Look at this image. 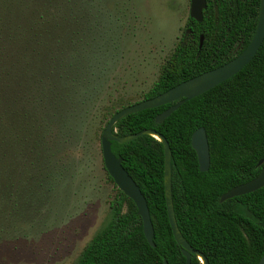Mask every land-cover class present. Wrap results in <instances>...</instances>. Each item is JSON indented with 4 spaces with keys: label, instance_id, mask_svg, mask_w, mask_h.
<instances>
[{
    "label": "trees",
    "instance_id": "1",
    "mask_svg": "<svg viewBox=\"0 0 264 264\" xmlns=\"http://www.w3.org/2000/svg\"><path fill=\"white\" fill-rule=\"evenodd\" d=\"M110 1L114 0H5L2 6L1 232L12 224L24 204L31 207L38 203L41 191L45 197L52 191L57 178L46 143L71 130L69 121L88 112L89 103L106 82L109 71L103 73L101 62L104 51L106 57L114 58L111 34H117L115 28L108 29L102 12ZM259 3L206 0L202 22L188 16L172 54L141 100L236 57L254 33ZM130 104L111 106L105 125L117 110ZM173 104L130 114L117 121L113 132L124 137L152 130L168 142L176 225L208 264H257L264 254V186L222 203L219 198L255 178L264 166V40L253 60L238 74L184 102L157 124L156 117ZM201 127L209 146L206 172L199 171L190 144L192 133ZM23 147L31 156L28 164L38 165L40 175L43 173L42 177H31L32 184L24 187L26 194L22 178H18L21 176L12 180L11 174V168H19ZM111 150L121 158L122 167L146 200L154 247L143 236L135 205L117 190L111 203L113 218L91 238L76 264H185L166 213L161 143L144 135L124 144L111 142ZM260 160L263 164L257 166ZM19 183L18 195L12 196L10 188H18ZM190 264L199 263L192 257Z\"/></svg>",
    "mask_w": 264,
    "mask_h": 264
},
{
    "label": "rangeland",
    "instance_id": "2",
    "mask_svg": "<svg viewBox=\"0 0 264 264\" xmlns=\"http://www.w3.org/2000/svg\"><path fill=\"white\" fill-rule=\"evenodd\" d=\"M4 3L0 0V14ZM189 4L190 0H114L104 4L108 29L115 28L117 33L111 34L114 58L106 57L104 51L101 62L108 77L89 103L88 112L70 120L71 130L60 139L46 143L57 181L47 197L41 191L37 204L27 208L23 202L20 214L0 231V264H76L91 238L111 221V203L118 189L102 162L100 136L105 115L119 102L141 101L157 80L181 36ZM41 151L39 148V158ZM18 157L19 168H11L12 180L20 175L26 194L24 187L32 184L31 177L43 173L40 175L38 165L28 164V149L23 147ZM19 186L10 188L12 196L18 195Z\"/></svg>",
    "mask_w": 264,
    "mask_h": 264
},
{
    "label": "water",
    "instance_id": "3",
    "mask_svg": "<svg viewBox=\"0 0 264 264\" xmlns=\"http://www.w3.org/2000/svg\"><path fill=\"white\" fill-rule=\"evenodd\" d=\"M206 9V0H190L189 18L196 22H202L203 11ZM203 37L200 36L199 47H201ZM264 40V0H260L259 13L254 33L247 46L233 59L223 65L203 72L186 81H183L169 90L163 92L150 99H144L139 102L130 104L120 110H117L107 121L100 136V149L102 162L105 171L111 178L117 189L129 198L136 207L137 215L141 219L142 233L151 247H154L152 242L154 230L149 215L146 200L142 195L139 187L134 180L122 167V160L116 157L111 150V142L119 144L128 143L138 137L147 135L161 143L163 149V191L168 222L171 228L173 239L180 248L182 256L185 258V263L190 264L191 256H196L201 264H208L206 257L197 250H194L183 238L176 225L171 190V151L168 142L159 133L152 130H143L136 134L118 137L113 132V127L122 118L130 114H134L143 110L157 108L163 105L175 103L161 112L155 119L157 124L163 122L174 111H176L184 102L191 100L201 94L215 88L219 84L238 74L246 67L255 57ZM191 148L195 152L198 169L200 172H206L209 168L210 156L209 146L204 128L195 130L190 138ZM263 160H260L257 166H261ZM264 186V166L260 168L258 175L250 181L238 185L220 198L222 203L233 197L245 195L254 192ZM166 264V262L164 261ZM257 264H264V254L261 256Z\"/></svg>",
    "mask_w": 264,
    "mask_h": 264
},
{
    "label": "flooded vegetation",
    "instance_id": "4",
    "mask_svg": "<svg viewBox=\"0 0 264 264\" xmlns=\"http://www.w3.org/2000/svg\"><path fill=\"white\" fill-rule=\"evenodd\" d=\"M192 257H194L195 259H196V261L199 263V264H201L200 262H199V260L197 259V257L196 256H191V258ZM190 262H191V260H190ZM186 264V263H185Z\"/></svg>",
    "mask_w": 264,
    "mask_h": 264
}]
</instances>
